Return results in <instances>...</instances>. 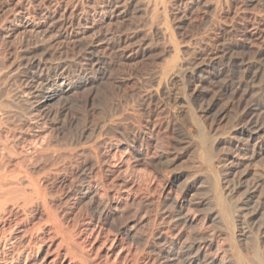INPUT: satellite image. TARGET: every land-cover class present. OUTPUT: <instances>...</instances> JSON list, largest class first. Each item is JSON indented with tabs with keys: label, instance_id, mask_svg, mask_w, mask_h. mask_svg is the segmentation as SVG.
<instances>
[{
	"label": "rangeland",
	"instance_id": "374dc122",
	"mask_svg": "<svg viewBox=\"0 0 264 264\" xmlns=\"http://www.w3.org/2000/svg\"><path fill=\"white\" fill-rule=\"evenodd\" d=\"M24 1L0 0V133L20 151L42 130L57 152L29 165L34 173L64 166L65 174H52L47 185L58 208H71L61 181L89 175L111 194L120 186L128 191L125 213L104 224L109 234L129 215L144 219L127 239L136 264L163 263L143 238L167 225L180 204L194 221L173 225L170 240L213 236L212 252L219 246L231 264H260L264 0ZM19 5L40 27L13 19ZM33 49L46 66L71 75L72 86L47 108H38L36 98L48 69L41 77L24 72ZM120 140L134 146L132 164L108 171V145ZM88 200L74 217L91 211Z\"/></svg>",
	"mask_w": 264,
	"mask_h": 264
},
{
	"label": "bare ground",
	"instance_id": "6f19581e",
	"mask_svg": "<svg viewBox=\"0 0 264 264\" xmlns=\"http://www.w3.org/2000/svg\"><path fill=\"white\" fill-rule=\"evenodd\" d=\"M247 1L253 2L255 0ZM18 7L14 11L12 10L13 19L20 18V21L22 20L21 22L26 27L34 29L40 27L39 21H35L34 18L36 17L32 14L33 12L31 13L28 10L29 8L24 10L20 5ZM49 17H51L50 14H46V18ZM30 54L29 57H26L28 61L25 66L23 65L27 76L41 77L44 69H48L45 87L37 93V107L40 109L50 107L62 92L72 86L71 75L64 69L58 68V66H46L47 63L44 62L43 57L38 56V53L36 54V49L30 50ZM250 79H253V77ZM33 100L35 99L33 98ZM1 124L0 121V132L2 130ZM30 136L28 143L31 147L29 149L22 148L20 151L16 149V151L1 139L0 133V264H136L138 256L135 255V251L129 245L127 239L133 237L136 227L142 224L144 219L129 215L117 232L112 234H109L104 226L110 217L125 213L123 211L128 203V191L120 186L116 193L111 194L102 182L89 175L82 174L77 177L75 182L67 181L64 178L61 181V188L63 191L66 190L65 196L70 199L71 208L60 210L54 196L50 194L51 191H48L47 185L51 175L54 173L61 174L60 170L64 166L53 164L52 167L54 166V168L50 166L49 170H40L39 173L32 172L29 165L31 162L36 160L37 157H43V155L52 157V153L56 154L57 150L50 147L45 137L42 136V130L37 129ZM133 148L134 146L121 140L109 143L108 152L105 156V166L108 171L131 165L132 163L129 165L127 163L131 158ZM126 171L128 170L126 169ZM86 199L93 203L91 211L81 213L79 217H74L73 211ZM177 206L179 208L178 212L175 215L173 214L170 221H167V225L166 223L164 225L163 222V226L153 228L143 238L144 245L158 254V257L162 259V264H231L228 257L220 252L219 246H216V252H212L215 247L213 236L204 238L199 243L195 241L183 242L181 239L170 240L169 229L173 225L181 220L191 223L194 221V218H186L182 212L184 204ZM165 219L167 218L165 217ZM230 224L233 226L234 222L230 221ZM230 236L232 237V235ZM255 255H257L260 264H264L259 248H257V254ZM248 260L245 263L251 264L252 262L250 263Z\"/></svg>",
	"mask_w": 264,
	"mask_h": 264
}]
</instances>
